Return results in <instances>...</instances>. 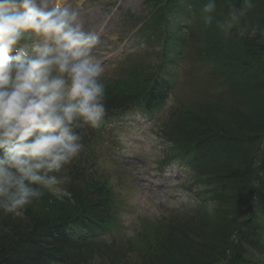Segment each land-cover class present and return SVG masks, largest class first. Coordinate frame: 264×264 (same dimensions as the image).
Segmentation results:
<instances>
[{"label":"trees","instance_id":"obj_1","mask_svg":"<svg viewBox=\"0 0 264 264\" xmlns=\"http://www.w3.org/2000/svg\"><path fill=\"white\" fill-rule=\"evenodd\" d=\"M207 2L147 0L146 59L105 86L106 117L154 112L176 94L161 137L168 156L192 169L198 204L139 233V246L124 244L112 233L122 205L109 175L78 157L62 170L64 196L44 194L20 216L0 211V264H264V0L242 19L255 29L246 38L219 27L242 0H215L211 24ZM185 3L197 7L195 25L173 34ZM188 49L207 72L191 70L206 87L185 102L175 64Z\"/></svg>","mask_w":264,"mask_h":264},{"label":"clouds","instance_id":"obj_2","mask_svg":"<svg viewBox=\"0 0 264 264\" xmlns=\"http://www.w3.org/2000/svg\"><path fill=\"white\" fill-rule=\"evenodd\" d=\"M253 0L229 9L219 25L241 38L255 29L242 19ZM215 0L203 7L205 23ZM99 36L81 13L54 0H0V211L20 216L55 192L82 151L80 129L103 123L105 66L94 56ZM14 54V55H13Z\"/></svg>","mask_w":264,"mask_h":264},{"label":"rangeland","instance_id":"obj_3","mask_svg":"<svg viewBox=\"0 0 264 264\" xmlns=\"http://www.w3.org/2000/svg\"><path fill=\"white\" fill-rule=\"evenodd\" d=\"M66 1L54 0L60 4ZM68 3L80 11L85 30L99 36L100 43L94 56L105 66L104 73H110L111 77L118 72L116 62L126 54H137L142 42L135 39L132 18L146 15L145 0H69ZM193 91L194 88L185 82L178 93L186 98ZM123 122L112 127L105 125L101 138L91 136L90 141L98 151V165L110 175L114 190L126 196L118 212L120 228L115 233L122 239L139 243L141 236L138 233L148 234L164 218L176 214L182 205H190L193 200H189L181 188L187 185L185 170L172 168L170 178L159 177L157 171L161 167L164 148L155 133L157 128L140 117ZM53 193L61 196L63 191Z\"/></svg>","mask_w":264,"mask_h":264}]
</instances>
